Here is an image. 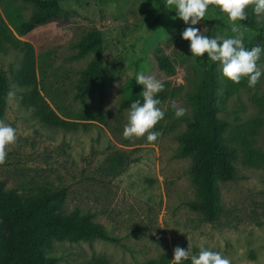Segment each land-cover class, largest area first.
I'll use <instances>...</instances> for the list:
<instances>
[{
  "label": "rangeland",
  "instance_id": "374dc122",
  "mask_svg": "<svg viewBox=\"0 0 264 264\" xmlns=\"http://www.w3.org/2000/svg\"><path fill=\"white\" fill-rule=\"evenodd\" d=\"M36 9L26 0H0L3 19L4 11L18 10L26 20ZM246 11L247 19L238 23L264 25V14L254 13L253 5ZM174 17L158 15L154 0H66L56 16L25 36L13 30L11 40L0 41V71L7 78L0 122L14 127L17 136L0 163L1 186L20 199L63 188L58 212L87 216L117 240H53L45 255L55 264H88L99 257L110 264H173L175 247L195 254L201 244L230 264H264V76L255 87L247 78L235 83L221 75L217 62L216 115L226 123L222 141L233 151L235 175L216 181L218 215L206 221L192 207L198 200L192 156L179 152L201 70L189 42L180 37L187 25ZM230 24L215 5L194 27L207 26L206 35L227 37L234 35ZM92 30L102 37L104 86L81 99L78 87L94 53H80L76 43ZM243 32L244 46L255 42L251 30L243 27ZM25 43L33 50L36 81L22 86L17 76ZM159 57L169 60L170 71L160 66ZM258 64L264 68V54ZM138 72L168 83L159 105L165 115L152 129L159 133L152 142L147 134L123 136L129 107L121 104L120 85ZM33 92L76 126L42 121L23 100ZM173 103L186 109L182 117L174 115ZM184 264H191V255Z\"/></svg>",
  "mask_w": 264,
  "mask_h": 264
},
{
  "label": "trees",
  "instance_id": "16d2710c",
  "mask_svg": "<svg viewBox=\"0 0 264 264\" xmlns=\"http://www.w3.org/2000/svg\"><path fill=\"white\" fill-rule=\"evenodd\" d=\"M36 6V11L29 19L23 20L18 10L4 11V19L0 17V41L11 40L13 30L18 36H25L36 26L56 16L60 1L66 0H26ZM73 1V0H67ZM158 15L168 13L175 16L174 9L166 6L164 0H154ZM215 6L210 4L209 7ZM157 20V17H156ZM155 20V21H156ZM246 29L254 33V39L245 44L251 48L257 44L264 46V25L259 26L253 20L243 23ZM101 33L98 30L89 31L76 43L80 53L93 52L94 58L83 70V78L78 87L77 95L84 99L95 89L104 86V67L101 49ZM21 49L25 61L17 76L22 86L32 85L36 81L34 71V56L32 47L25 43ZM206 53L197 57L201 70V80L192 94L194 105L190 116L185 117L188 132L180 138L179 152L192 156L190 172L196 185L197 202L192 207L199 210L206 221H213L218 215L217 180L234 178V168L231 164L233 151L222 141L226 123L219 118L218 112V68L217 62L208 61ZM158 63L167 71L172 69L166 57H159ZM157 95L162 101L167 97L168 83ZM123 93L121 104L130 106L133 100H143V87L137 84L133 77L124 80L120 85ZM7 97V78L0 71V115ZM24 102L34 108L39 118L54 126L74 127L76 122L60 118L48 106L45 100L33 92L23 98ZM65 196V189L48 190L40 196L20 199L0 184V264H55L54 257L45 255V248L53 240L77 242L79 240L101 239L117 241L110 236L101 224L90 220L87 216L64 214L57 207ZM88 264H110L104 257L96 258ZM144 264H159L155 260Z\"/></svg>",
  "mask_w": 264,
  "mask_h": 264
},
{
  "label": "clouds",
  "instance_id": "9594fccd",
  "mask_svg": "<svg viewBox=\"0 0 264 264\" xmlns=\"http://www.w3.org/2000/svg\"><path fill=\"white\" fill-rule=\"evenodd\" d=\"M215 4L227 14L231 22V36H209L207 26L204 28L194 27L198 25L208 12L210 4ZM167 7L174 9L175 17H178L187 25L181 32V39L189 42L188 47L191 55L202 57L205 53L213 62H219L221 75L228 80L239 83L242 78H247L249 87H255L259 79L264 76V68L258 61L264 54V46L257 44L246 48L243 42V27L240 21L247 19L249 5H253V11L257 15L264 14V0H166ZM174 17V18H175ZM137 84L143 86V100H133L127 113V123L123 129L125 138L141 137L147 134L146 139L156 141L159 133L152 129L158 121L163 119L165 111L159 106L161 100L157 95L164 89V83L151 75L143 72L134 74ZM174 115L182 117L186 109L177 107ZM16 130L9 124L0 122V163L5 161L7 146L15 143ZM191 255V264H230V260L220 252L213 251L203 244L197 253L192 254L191 249L175 247L173 250V264H184Z\"/></svg>",
  "mask_w": 264,
  "mask_h": 264
}]
</instances>
